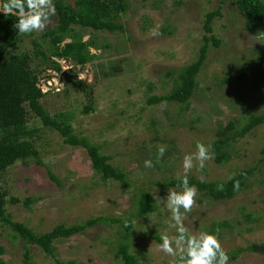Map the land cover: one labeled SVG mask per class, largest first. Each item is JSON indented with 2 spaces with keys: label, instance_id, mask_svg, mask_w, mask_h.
Instances as JSON below:
<instances>
[{
  "label": "rangeland",
  "instance_id": "374dc122",
  "mask_svg": "<svg viewBox=\"0 0 264 264\" xmlns=\"http://www.w3.org/2000/svg\"><path fill=\"white\" fill-rule=\"evenodd\" d=\"M76 1L67 3L75 6ZM127 1L128 10L120 16L123 32L73 26L82 32L83 41L92 40L96 46L90 50L97 59L89 64L80 66L53 57L51 60L62 67V72H57L34 55L35 41L48 51L49 42L42 35L58 25L57 13L43 32H33L19 46L7 50L9 54L33 55L31 67L46 94L42 103L48 112L69 114L76 135L100 146L111 163L126 173L130 184L124 188L115 180L103 182L85 149L66 145L59 132L43 125L27 108L29 126L38 129L33 143L45 166L30 159L17 162L2 175L0 191L9 193L8 200H20L6 205L12 219L36 234L52 231L59 224L81 226L92 218L110 219L55 242L62 263L123 264L115 255L121 242H129L130 255L141 264H171L174 258L157 252L156 247L163 235H176V230L169 228L171 213L164 199L167 190L175 188L167 183L183 176V157L194 153L198 142L211 145L229 123L237 128L250 114L264 115V65L256 63L264 35L248 30L246 18L231 1L183 0L181 6L174 0ZM219 7L221 15L212 25L221 44H210L195 94L187 105H149L151 96L173 90L168 71L197 60L206 17ZM153 30L158 34L152 35ZM71 41L68 35L61 46ZM63 71L76 75L87 90L60 81ZM46 90L54 93L48 95ZM89 104L93 111L84 114ZM159 146H165L166 151L158 160ZM228 151L229 161L218 164L214 155L202 171L194 166L188 179L201 181L203 176V182H225L238 171L251 169L249 187L225 201H213L196 187V204L190 213H184L183 223L191 234L216 235L229 257L228 264H264V250L252 249L264 247V123ZM147 160L153 167H145ZM48 170L60 185L51 180ZM143 193L151 196L155 206L148 216L138 215ZM28 198L34 200L27 207L23 202ZM127 221L132 225L128 232ZM13 235L0 222L5 264H25L27 251L30 264H56L38 246L26 245Z\"/></svg>",
  "mask_w": 264,
  "mask_h": 264
},
{
  "label": "trees",
  "instance_id": "16d2710c",
  "mask_svg": "<svg viewBox=\"0 0 264 264\" xmlns=\"http://www.w3.org/2000/svg\"><path fill=\"white\" fill-rule=\"evenodd\" d=\"M231 1L234 6L244 15L247 20L248 30L254 34L264 35V1L263 0H222ZM6 2V0H5ZM58 15V25L46 31L42 36L49 42L48 51H43L40 44L35 41L36 57L41 56L44 62H49L48 68L62 72V67L57 61L51 58L71 60L75 64L84 66L97 59L91 48H96L94 42L83 41L82 32H77L73 26H80L83 29L93 31H108L115 33L123 32L124 26L120 23V16L128 10L127 0H77L75 6L67 3V0H53ZM183 0H174L176 6H181ZM221 8L207 15L203 36V44L200 48L197 60L181 68L170 70L167 75L174 82L173 90L161 96H151L148 99L149 105L160 103H178L187 105L190 98L197 89V77L202 71L206 61L210 44L218 47L221 42L213 35V21L221 15ZM16 17L5 16L0 13V179L8 168L17 162L33 160L39 166H45L39 149L35 146L34 138L38 129L29 126L28 109L39 118L46 127L56 130L63 137L64 143L72 147H81L87 151L95 174L103 181L115 180L124 188L129 187L127 175L111 163L110 156L101 152V147L89 142L86 137L76 135L71 116L69 114L51 115L42 103L45 93L39 87V76L31 67L33 55L28 52L9 54L8 49L16 48L23 43L24 38L30 34L19 35L18 30L13 27ZM32 34V33H31ZM71 36L72 41L61 44L66 37ZM257 65H264V45L261 52L257 53ZM242 79L246 75L240 76ZM228 82V80H224ZM70 85V84H68ZM49 95V94H48ZM93 111L91 105L83 110L84 114ZM264 123V115L250 114L245 124L238 123L234 128L233 122L229 123L217 134V139L211 143V150L215 155L218 164L230 160L228 148L238 140L246 137L255 128ZM49 171V170H48ZM253 170L238 171L225 182H201L195 178L188 179L190 186L197 187L204 195L213 201H225L233 199L238 192L249 187V180ZM52 181L60 185V180L49 171ZM239 181V190H234V184ZM179 179L167 183L170 187L177 188ZM224 186L223 191H218L219 185ZM9 193L0 191V222L9 227L13 232V238H21L26 245L38 246L46 255L53 258L56 264H84L69 261L62 263L57 259L55 242L70 238L78 233L85 232L89 227L98 224H107L110 219L106 217L92 218L81 226L59 224L52 231L36 234L22 223L15 222L8 213L6 205L16 204L20 200L12 198L8 200ZM34 199L28 198L23 202L27 207ZM153 199L148 193H143L139 201L140 216H148L155 211ZM119 223V219H111ZM127 232L131 230V223H124ZM130 243L121 242L115 257L122 260L123 264H141L135 256L129 253ZM254 251H263L264 247L255 245ZM6 250L0 245V264H5L1 258ZM29 253H25V264L29 263Z\"/></svg>",
  "mask_w": 264,
  "mask_h": 264
},
{
  "label": "clouds",
  "instance_id": "9594fccd",
  "mask_svg": "<svg viewBox=\"0 0 264 264\" xmlns=\"http://www.w3.org/2000/svg\"><path fill=\"white\" fill-rule=\"evenodd\" d=\"M0 13H3L6 17H16L17 22L13 27L18 30L19 35H25L33 32H43L52 23L51 17L56 15V8L53 0H6V2L0 0ZM157 34L153 30L152 35ZM74 76L77 81H80L76 75ZM63 77L62 75L60 81L64 80ZM49 83V86L53 88V83L51 81ZM46 93L50 94L54 91L46 90ZM165 151V146H159L158 160L163 158ZM213 158L214 153L211 151V145L205 146L203 143L198 142L196 151L183 157V176H178L180 183L177 188L179 190L177 188L167 190L164 204L171 213L169 228L175 229L176 235L172 237L167 234L163 235L161 237L162 243L157 245L156 251L173 257L171 264H228L229 257L216 235L205 232L191 234L183 223L184 213L192 211L198 194L197 188L189 185L188 173L196 165H198V170L202 171L205 168L206 161ZM194 161L196 164H194ZM145 167H153L152 161H145ZM203 181L204 177L201 176V182ZM217 190L223 191L224 186L219 185ZM234 190H239V181L235 182Z\"/></svg>",
  "mask_w": 264,
  "mask_h": 264
},
{
  "label": "flooded vegetation",
  "instance_id": "af4514ba",
  "mask_svg": "<svg viewBox=\"0 0 264 264\" xmlns=\"http://www.w3.org/2000/svg\"><path fill=\"white\" fill-rule=\"evenodd\" d=\"M71 76H74V75L67 74L66 77H68V78L72 79V81H74L73 83H71L73 87H82V90H84V91L87 90V87H85L83 84L81 85V82L77 81L75 77L73 79V77H71ZM63 79H65V77H63Z\"/></svg>",
  "mask_w": 264,
  "mask_h": 264
},
{
  "label": "water",
  "instance_id": "95a60500",
  "mask_svg": "<svg viewBox=\"0 0 264 264\" xmlns=\"http://www.w3.org/2000/svg\"><path fill=\"white\" fill-rule=\"evenodd\" d=\"M67 74H69V73H68V72H64L62 75L65 77V76H67ZM69 75H71V74H69ZM71 77H73V79H74L75 76H71ZM73 82H74V81H72V79L66 77V83L71 84V83H73ZM73 85H74V84H73Z\"/></svg>",
  "mask_w": 264,
  "mask_h": 264
}]
</instances>
